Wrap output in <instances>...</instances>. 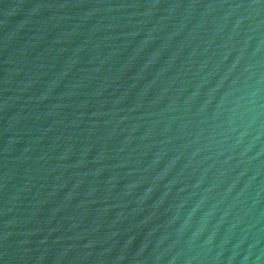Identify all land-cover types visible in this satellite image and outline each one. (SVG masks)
Here are the masks:
<instances>
[{
  "label": "water",
  "instance_id": "water-1",
  "mask_svg": "<svg viewBox=\"0 0 264 264\" xmlns=\"http://www.w3.org/2000/svg\"><path fill=\"white\" fill-rule=\"evenodd\" d=\"M0 264H264V0H0Z\"/></svg>",
  "mask_w": 264,
  "mask_h": 264
}]
</instances>
